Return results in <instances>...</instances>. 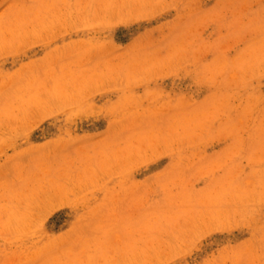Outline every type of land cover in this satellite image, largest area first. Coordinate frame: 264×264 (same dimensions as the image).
<instances>
[{"label":"rangeland","instance_id":"1","mask_svg":"<svg viewBox=\"0 0 264 264\" xmlns=\"http://www.w3.org/2000/svg\"><path fill=\"white\" fill-rule=\"evenodd\" d=\"M0 264H264V0H0Z\"/></svg>","mask_w":264,"mask_h":264}]
</instances>
